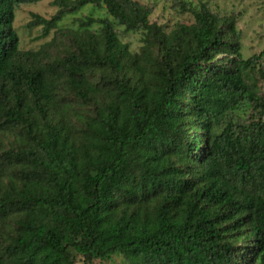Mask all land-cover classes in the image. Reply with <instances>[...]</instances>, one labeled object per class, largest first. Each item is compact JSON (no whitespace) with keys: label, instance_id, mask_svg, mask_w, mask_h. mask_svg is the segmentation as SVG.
Wrapping results in <instances>:
<instances>
[{"label":"trees","instance_id":"obj_1","mask_svg":"<svg viewBox=\"0 0 264 264\" xmlns=\"http://www.w3.org/2000/svg\"><path fill=\"white\" fill-rule=\"evenodd\" d=\"M39 1L0 0V133L17 135L0 151V264H264L262 53L242 58L234 20L199 3L166 33L135 0H53L28 28L86 4L111 18L81 19L66 55L34 63L13 22ZM115 24L145 30L139 52ZM62 90L90 109L76 122L54 118Z\"/></svg>","mask_w":264,"mask_h":264},{"label":"rangeland","instance_id":"obj_2","mask_svg":"<svg viewBox=\"0 0 264 264\" xmlns=\"http://www.w3.org/2000/svg\"><path fill=\"white\" fill-rule=\"evenodd\" d=\"M53 0H41L36 3L20 4L15 7L13 26L19 38L20 51H40V54L32 60L34 63H52L57 61L73 47L74 38L77 35L79 22L87 16L93 18L109 17L104 7L99 8L93 4H86L74 13L67 14L46 35L42 34L41 26L28 28L26 23L31 19V14L36 13L42 17L49 18L58 7L52 3ZM146 5L150 9L149 21L160 25L166 33L175 29L178 24H190L193 22L191 10L199 3H205L212 12L233 19L239 33L240 52L243 59L260 56L257 67L264 71V0H135ZM98 24L93 23L92 28L98 30ZM117 37L121 43L127 45L130 53L139 52L144 45L145 30L125 31L115 24ZM220 57V56H219ZM258 95L264 99V77L252 74ZM91 80L95 83L101 82L99 71L93 72ZM64 89V88H63ZM90 109L77 101L71 93L62 90L57 103L55 119L67 113L76 122ZM251 104H245L232 113V121L248 118L251 114ZM225 119V118H224ZM17 135L12 132L0 133V151L14 143ZM8 177L0 178V187L4 186ZM11 223L6 221L0 237L12 232ZM2 239V238H0ZM80 256L75 257V264H82ZM91 264H128L127 260L120 254L112 256L109 260L94 259Z\"/></svg>","mask_w":264,"mask_h":264}]
</instances>
